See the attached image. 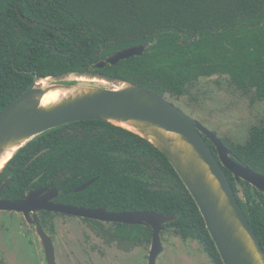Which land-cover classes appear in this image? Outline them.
Here are the masks:
<instances>
[{
    "label": "trees",
    "instance_id": "obj_1",
    "mask_svg": "<svg viewBox=\"0 0 264 264\" xmlns=\"http://www.w3.org/2000/svg\"><path fill=\"white\" fill-rule=\"evenodd\" d=\"M143 44L150 46L141 56L94 68ZM84 71L176 100L201 79L227 77L262 105L263 119L243 145L222 142L237 163L264 175V0H0V111L35 77ZM9 168L12 181L20 182H11L9 189L18 192L31 170L79 172L82 181L97 177L84 192L89 199L116 212L176 216L166 227L183 241H197L211 264H223L173 167L129 131L91 120L64 125L20 149L4 171ZM248 223L264 251V233ZM145 235L148 242L149 228Z\"/></svg>",
    "mask_w": 264,
    "mask_h": 264
},
{
    "label": "water",
    "instance_id": "obj_2",
    "mask_svg": "<svg viewBox=\"0 0 264 264\" xmlns=\"http://www.w3.org/2000/svg\"><path fill=\"white\" fill-rule=\"evenodd\" d=\"M22 19L35 26L30 20ZM149 46L143 44L123 49L94 68L103 69L106 65L114 66L141 56ZM56 90L64 95L54 103L41 105L43 96ZM87 120L119 128H122L119 124H124L133 131L122 129L150 143L168 160L198 207L223 264H264V251L235 197L224 168L236 181L246 182L261 193L264 192V175L234 161L229 149L215 134L166 97L128 81L92 71L35 77L20 96L0 111V156L12 151L0 174L14 155L36 137ZM94 181L83 184L78 190L87 188ZM32 196L33 193L17 202L0 200V210L27 212ZM65 212L92 220L150 227L152 236L147 264H156L157 256L163 251L159 236L165 230L164 225L177 219L153 211L110 213L103 209H79Z\"/></svg>",
    "mask_w": 264,
    "mask_h": 264
},
{
    "label": "flooded vegetation",
    "instance_id": "obj_3",
    "mask_svg": "<svg viewBox=\"0 0 264 264\" xmlns=\"http://www.w3.org/2000/svg\"><path fill=\"white\" fill-rule=\"evenodd\" d=\"M33 157L26 164L33 161ZM3 171L0 174L1 201L17 202L25 200L31 193L33 196L27 212L0 210V264L148 263L152 236L150 227L92 220L65 212L103 209L121 213L97 204L84 193L97 177L82 181L83 176L79 172L63 170L50 174L31 170L19 189L22 191L18 192L9 189L11 182L20 185V182L12 181V169ZM224 172L231 187L232 180L235 183L232 189L247 220L258 232L264 233V192L241 180L236 181L225 168ZM93 179L95 181L87 188L78 190ZM246 193H253V196L248 198ZM166 225L164 231L171 230ZM147 228L150 230L148 242L145 235Z\"/></svg>",
    "mask_w": 264,
    "mask_h": 264
},
{
    "label": "rangeland",
    "instance_id": "obj_4",
    "mask_svg": "<svg viewBox=\"0 0 264 264\" xmlns=\"http://www.w3.org/2000/svg\"><path fill=\"white\" fill-rule=\"evenodd\" d=\"M166 98L232 145H243L250 130L260 126L263 119L262 105L230 85L225 76L201 79L177 100ZM159 237L163 252L157 264H211L197 241H183L171 230L163 231Z\"/></svg>",
    "mask_w": 264,
    "mask_h": 264
},
{
    "label": "bare ground",
    "instance_id": "obj_5",
    "mask_svg": "<svg viewBox=\"0 0 264 264\" xmlns=\"http://www.w3.org/2000/svg\"><path fill=\"white\" fill-rule=\"evenodd\" d=\"M63 95H64V93L60 90L50 91L43 96V98L41 100V105L46 106V105H49L51 103H54V102L58 101ZM119 126L122 128L133 131L132 128H130L124 124H119ZM11 155H12V151H7L2 156H0V171L4 167V165L7 163V161L10 159Z\"/></svg>",
    "mask_w": 264,
    "mask_h": 264
}]
</instances>
